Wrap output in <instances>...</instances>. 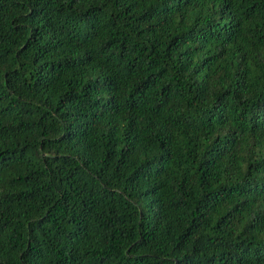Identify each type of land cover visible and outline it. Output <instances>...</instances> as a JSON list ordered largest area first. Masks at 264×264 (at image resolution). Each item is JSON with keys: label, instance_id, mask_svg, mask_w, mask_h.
<instances>
[{"label": "trees", "instance_id": "trees-1", "mask_svg": "<svg viewBox=\"0 0 264 264\" xmlns=\"http://www.w3.org/2000/svg\"><path fill=\"white\" fill-rule=\"evenodd\" d=\"M0 264H264V0H0Z\"/></svg>", "mask_w": 264, "mask_h": 264}]
</instances>
